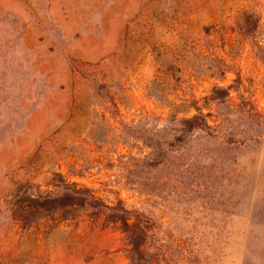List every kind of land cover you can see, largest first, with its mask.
Here are the masks:
<instances>
[{"label": "rangeland", "instance_id": "1", "mask_svg": "<svg viewBox=\"0 0 264 264\" xmlns=\"http://www.w3.org/2000/svg\"><path fill=\"white\" fill-rule=\"evenodd\" d=\"M136 214L264 264V0H0V264H131Z\"/></svg>", "mask_w": 264, "mask_h": 264}, {"label": "trees", "instance_id": "2", "mask_svg": "<svg viewBox=\"0 0 264 264\" xmlns=\"http://www.w3.org/2000/svg\"><path fill=\"white\" fill-rule=\"evenodd\" d=\"M184 126V131H193L195 129L201 128H210L208 121L205 117L194 116L192 118H184L179 121ZM125 218H121V220L126 224L128 223V216H131L130 212L126 209L123 210ZM137 219V229L136 230H127L124 228V232L126 235L123 238V243L126 246V253L130 260L131 264H151V262L147 261L148 252L144 248L146 243V234L148 235V230L142 228L141 226L144 224L150 226L152 224V220L146 218L142 214H136ZM127 225V224H126Z\"/></svg>", "mask_w": 264, "mask_h": 264}]
</instances>
